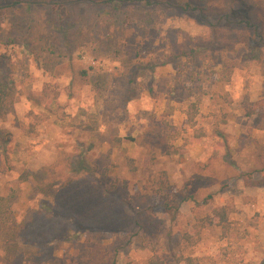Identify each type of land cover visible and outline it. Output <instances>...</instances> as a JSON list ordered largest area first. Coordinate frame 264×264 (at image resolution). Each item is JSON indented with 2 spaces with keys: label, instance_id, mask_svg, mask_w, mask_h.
<instances>
[{
  "label": "rangeland",
  "instance_id": "obj_1",
  "mask_svg": "<svg viewBox=\"0 0 264 264\" xmlns=\"http://www.w3.org/2000/svg\"><path fill=\"white\" fill-rule=\"evenodd\" d=\"M63 1L0 0V264H174L222 207L228 229H203L185 257L264 264V45L221 20L259 24L264 0ZM157 185L195 201L172 220Z\"/></svg>",
  "mask_w": 264,
  "mask_h": 264
},
{
  "label": "trees",
  "instance_id": "obj_2",
  "mask_svg": "<svg viewBox=\"0 0 264 264\" xmlns=\"http://www.w3.org/2000/svg\"><path fill=\"white\" fill-rule=\"evenodd\" d=\"M91 4H100L104 7H112L114 9L123 8L124 6H132V5H140L141 2L145 4V6L152 7L156 4H162V0H83ZM248 1L253 7L258 6L255 0H245ZM58 6L59 8L62 7V4H64L63 0H52ZM168 2V1H167ZM96 3V4H95ZM169 7H172L173 5L168 2L164 3ZM33 4L29 3L28 6L31 7ZM177 8L184 12H195L199 11L203 17L207 19V15H209L207 12H210V9L207 7H197L192 6L189 2L186 3H178ZM262 12V11H261ZM221 20H224L225 24L232 28H239L240 30H249L251 29L253 31L254 36L256 37V41H254L251 45H247L250 49L251 53L258 52L261 47L264 45V34L260 24H263L264 27V21L259 18V24L257 22L253 21L251 17L248 16L247 13H244L242 10H235L230 9L227 13L221 16ZM263 19H264V13H263ZM211 24V23H209ZM76 26L75 22H70L69 27H71L76 33H78L79 30L74 29ZM247 40H249V37H247ZM194 55L190 51H184L182 52V56L187 57H194ZM9 83L10 80L7 78V75H1L0 74V113L4 114L7 107H8V99L10 97L9 92ZM263 102H261L260 111L263 113L264 116V107ZM256 108L253 107H246V116H252L257 113ZM11 137L8 135L7 137L0 136V143L3 144V151L6 152V146L10 143ZM261 173L264 178V169L261 170ZM40 181L43 179H46V174L43 172V170L39 173ZM42 179V180H41ZM163 182H161L162 184ZM157 189L154 190V199L156 198L157 206L161 209V212L167 215L172 220H177L181 214L182 206L187 202H194L195 199L193 195L190 192L180 191V192H171L169 189V186L167 185H157ZM109 193H112V191H108ZM157 207V208H158ZM230 211L226 207H222L219 209H216L213 211L212 215H206L204 217L197 218L196 222L197 225L194 229V232H186L182 236L181 240V252L179 255H175L174 257V264H195V260L191 257H185L184 251L193 248L198 241L200 240V232L203 229H207L210 227H222L223 229H228V218H229ZM24 238H22L23 240ZM26 240V239H25ZM148 264H166L164 260H161V258L157 255H153L149 261Z\"/></svg>",
  "mask_w": 264,
  "mask_h": 264
}]
</instances>
